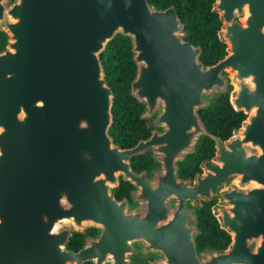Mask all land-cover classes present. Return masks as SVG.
<instances>
[{"label":"water","instance_id":"water-1","mask_svg":"<svg viewBox=\"0 0 264 264\" xmlns=\"http://www.w3.org/2000/svg\"><path fill=\"white\" fill-rule=\"evenodd\" d=\"M226 55L214 64L184 36L175 6L149 0H0V264H264V0H215ZM132 40L131 95L151 119L148 138L121 147L110 133L114 91L101 58ZM246 118L227 139L201 109L229 91ZM213 157L195 178L179 163L202 136ZM158 164L141 172L135 156ZM121 180L134 187L118 199ZM231 235L198 249V207L212 202ZM96 226L79 250L75 232Z\"/></svg>","mask_w":264,"mask_h":264},{"label":"trees","instance_id":"trees-1","mask_svg":"<svg viewBox=\"0 0 264 264\" xmlns=\"http://www.w3.org/2000/svg\"><path fill=\"white\" fill-rule=\"evenodd\" d=\"M150 4L159 9L175 6L182 21L185 23L184 36L194 45L202 46L201 59L206 65H211L223 58L227 53V45L219 38L222 26L220 15L213 11L215 0H149ZM8 34L0 31V49L6 47ZM101 58L106 71L108 84L114 91V104L112 112L114 122L110 129L116 143L121 147H132L139 140L151 135L153 122L151 119H142L144 105L131 95V84L137 73V65L133 58L132 40L129 36L117 34L107 45ZM229 91L216 94L211 99L209 107L201 109V116L210 132L227 139L236 127H239L246 118L243 111H237L230 99ZM197 151L189 154L179 163L180 175L184 178H195L202 170L204 160L214 156L216 152L215 141L209 136H202L196 146ZM151 152L135 156L132 167L136 171L150 170L156 166ZM133 185L121 180L114 192L118 199L130 196ZM217 199L204 202L198 207L199 229L201 233L197 238L198 249L205 248L225 249L231 242V235L221 227L214 215L212 207ZM84 242V235L75 232L68 247L78 250ZM85 264H90L89 262Z\"/></svg>","mask_w":264,"mask_h":264},{"label":"flooded vegetation","instance_id":"flooded-vegetation-1","mask_svg":"<svg viewBox=\"0 0 264 264\" xmlns=\"http://www.w3.org/2000/svg\"><path fill=\"white\" fill-rule=\"evenodd\" d=\"M153 122V121H152ZM158 166V164L156 165V166H154V167H152L150 170H149V175L151 176V170L153 169V168H155V167H157ZM135 170V169H134ZM139 172H141V171H139ZM134 187V186H133ZM133 189V188H132ZM131 189V190H132ZM125 197H129V199H130V202H133V199L131 198V194H130V196H125ZM124 198V197H123ZM83 235H84V242H85V237L86 236H91V237H96L97 235H98V233H99V231H98V228L96 227V226H94V227H89V228H87V230L85 231V232H81ZM84 242H83V245H84ZM82 245V246H83ZM81 246V247H82ZM80 247V248H81ZM79 248V249H80ZM78 249V250H79ZM153 260V258H147V257H143V256H141V255H139V254H135V255H132V262L134 263V264H147V263H149V262H151ZM87 262H89L90 264H95V262H93V261H87ZM87 262H85V263H87ZM85 263H83V264H85Z\"/></svg>","mask_w":264,"mask_h":264}]
</instances>
